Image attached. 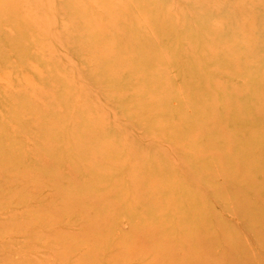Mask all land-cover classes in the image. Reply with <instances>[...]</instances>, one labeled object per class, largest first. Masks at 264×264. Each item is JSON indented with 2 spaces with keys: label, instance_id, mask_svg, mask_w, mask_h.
<instances>
[{
  "label": "rangeland",
  "instance_id": "rangeland-1",
  "mask_svg": "<svg viewBox=\"0 0 264 264\" xmlns=\"http://www.w3.org/2000/svg\"><path fill=\"white\" fill-rule=\"evenodd\" d=\"M236 261L264 264V0H0V264Z\"/></svg>",
  "mask_w": 264,
  "mask_h": 264
},
{
  "label": "bare ground",
  "instance_id": "bare-ground-1",
  "mask_svg": "<svg viewBox=\"0 0 264 264\" xmlns=\"http://www.w3.org/2000/svg\"><path fill=\"white\" fill-rule=\"evenodd\" d=\"M67 196V195H66ZM70 196V195H69ZM185 241V239L182 241V242H184ZM201 245H203V243H201ZM173 264H176V263H173ZM178 264H179V262H178ZM233 264H240L239 263V261H236V262H234Z\"/></svg>",
  "mask_w": 264,
  "mask_h": 264
}]
</instances>
